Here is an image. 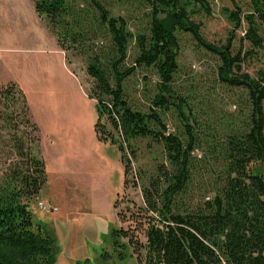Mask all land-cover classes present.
Listing matches in <instances>:
<instances>
[{
    "label": "rangeland",
    "instance_id": "obj_1",
    "mask_svg": "<svg viewBox=\"0 0 264 264\" xmlns=\"http://www.w3.org/2000/svg\"><path fill=\"white\" fill-rule=\"evenodd\" d=\"M97 1L115 19H125L135 37L149 35L153 8L147 0ZM206 2L208 11L199 3L191 7V21L203 40L218 50L229 47L237 64L233 76L247 74L264 87V24L256 14L253 26L261 41L257 47L249 38L252 25L247 18L256 13L257 0ZM73 5L76 22L87 30L86 41L98 45L92 53L104 55L112 44L101 32L99 9L93 0H73ZM35 10L33 0H0V86L13 81L24 90L39 132L22 124L23 118L18 115L14 134L46 163L44 185L43 177L37 178L42 183L40 192L25 203L36 225L46 228L53 237L54 264H139L137 257L142 253L136 255L120 231L146 243L141 229L145 226L142 188L146 182L140 176L153 173L157 164H168L164 148L150 138L133 142L138 159L129 149L125 159L131 160L132 168L126 177L120 150L123 134L106 115L100 116L99 102L94 98V81L87 72L91 54L81 55L76 49L62 51L46 20ZM178 40V69L170 84L174 104L168 109L155 106L162 80L155 67L136 66V40L130 42L124 63V68L134 67V73L124 82V92L134 110L159 113L167 134L186 138L184 116L189 118L193 135L202 143L192 153L193 174L180 200L183 208H196L214 197L215 179L224 168L221 154L212 158V143L249 125L252 101L243 86L222 80L219 54L190 33H179ZM179 99L186 103L184 107L178 105ZM262 108L264 116V100ZM1 127L0 180L13 173L21 177L32 173L29 157L18 155L13 134ZM102 127L109 133L107 140L101 138ZM250 168L260 173L264 170L255 163ZM39 201L51 203L58 211H42Z\"/></svg>",
    "mask_w": 264,
    "mask_h": 264
},
{
    "label": "trees",
    "instance_id": "obj_2",
    "mask_svg": "<svg viewBox=\"0 0 264 264\" xmlns=\"http://www.w3.org/2000/svg\"><path fill=\"white\" fill-rule=\"evenodd\" d=\"M33 1L36 12L46 20L62 51L76 49L81 55L91 54L87 72L94 81V98L99 102L100 116L106 115L111 125L123 134L120 150L126 177L132 168L131 160L125 159L126 154L131 150L134 159H138L133 142L150 138L164 148L168 164H157L153 173L140 176L146 182L142 188L145 226H141L146 243L143 245L135 235L120 231L128 238L135 254L142 253L137 257L138 263L264 264V170L260 173L250 168L255 163L264 169V87L247 74L233 76L237 64L229 47L218 50L203 40L198 26L191 21V7L199 3L208 11L206 0H147L153 8L150 33L136 37L128 30L125 19H115L99 1L93 0L100 12L101 32L111 39L112 48L104 55L92 53L98 45H89L90 41H86L87 30L76 22L73 0ZM255 10V14L247 17L252 25L249 38L259 47L261 41L253 25L257 16L264 24V1L257 0ZM231 18L237 20L235 13ZM181 32L192 34L202 45L219 54L222 80L232 86H243L252 101L249 125L212 143V158L221 154L224 168L215 179L214 197L196 208H183L180 200L193 174L192 153L202 143L193 135L189 118L184 116L186 138L167 134L159 113L134 110L124 92L126 78L134 73V67L124 68V63L130 42L136 40V66L155 67L162 80L155 106L168 109L176 102L171 96L170 84L178 69ZM185 104L179 99V106ZM18 115L23 118L22 124L39 132L24 90L12 81L0 86L1 129L13 134L18 155L29 157L33 171L22 177L13 173L4 181L0 180V264H54L53 237L46 228L36 225L33 212L25 203L38 195L42 183L44 185L46 163L33 153L31 146L26 148L22 140L16 139ZM98 128L99 124L96 125L99 134ZM101 133V138L107 140L109 133L105 127ZM42 177L39 183L37 178Z\"/></svg>",
    "mask_w": 264,
    "mask_h": 264
},
{
    "label": "built area",
    "instance_id": "obj_3",
    "mask_svg": "<svg viewBox=\"0 0 264 264\" xmlns=\"http://www.w3.org/2000/svg\"><path fill=\"white\" fill-rule=\"evenodd\" d=\"M38 208L46 213H56L58 211V208L56 206L43 201L38 202Z\"/></svg>",
    "mask_w": 264,
    "mask_h": 264
},
{
    "label": "crops",
    "instance_id": "obj_4",
    "mask_svg": "<svg viewBox=\"0 0 264 264\" xmlns=\"http://www.w3.org/2000/svg\"><path fill=\"white\" fill-rule=\"evenodd\" d=\"M27 3V2H26ZM29 7H31V4H29L28 5ZM36 11V10H35ZM37 13V12H36ZM38 15V14H37ZM39 22V21H38ZM39 24V23H38ZM39 26H40V24H39ZM41 27V26H40ZM47 34H48V32H47ZM2 50V49H1ZM5 50H7V49H5ZM8 50H10V49H8Z\"/></svg>",
    "mask_w": 264,
    "mask_h": 264
}]
</instances>
